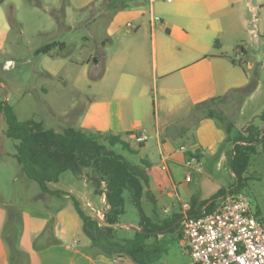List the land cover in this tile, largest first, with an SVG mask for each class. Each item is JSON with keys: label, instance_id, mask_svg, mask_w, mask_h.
<instances>
[{"label": "rangeland", "instance_id": "374dc122", "mask_svg": "<svg viewBox=\"0 0 264 264\" xmlns=\"http://www.w3.org/2000/svg\"><path fill=\"white\" fill-rule=\"evenodd\" d=\"M1 1L0 28L4 22L9 23L10 28L5 37L0 39V42L4 40L0 46V99L14 108L20 121L42 122L46 128L55 130L68 126L82 129L83 122L94 116L92 105L102 109L103 102L115 93L116 80L101 79L104 55L123 49L131 39H139L150 46L151 30L157 32L159 44L173 43L181 46L183 41L180 37L170 33L173 28L189 30L193 33L192 37L196 32L199 35L208 32L212 21L216 19L221 31L210 38L209 35L205 36L206 41L211 46L219 39L223 52L247 58L243 63L247 64L245 66L250 82L246 87L232 90L220 99L205 102L200 111L207 113L213 110L223 118L229 132L235 122L242 127L241 132L249 125L259 127L261 133L264 131V0H253L255 11H249L246 7L242 16L235 17L230 15V9L213 14L202 12L200 16H196L195 6L191 9L188 3L173 0ZM110 2L115 7L127 4L123 9L133 13L118 23L119 30L111 37L112 42L106 34L115 12L114 9H109ZM152 14L158 17L154 29L150 21ZM128 21L132 23V27L127 25ZM54 41L64 43L65 47L61 48L59 44L51 46L47 53L39 50ZM241 46L244 47V55L240 52ZM88 58H91V62L87 66L81 65ZM9 60L12 62L9 63ZM250 62H253L252 67L248 66ZM256 91L259 98L250 99ZM133 92L137 93V90ZM155 102L154 94L150 92L147 108L151 114L154 113ZM5 127L4 116L0 113V128ZM14 144V140L0 131V204L7 206L9 215L25 205L58 208L65 203L67 199L43 192L37 181L23 173L21 164L13 154ZM256 146L244 175L246 183L240 186V190L250 196L253 212L264 217V142L257 143ZM113 148L132 163L137 158L119 144ZM230 157L232 158V151ZM70 175L72 173H65L62 182L67 185L72 182L74 178ZM229 176L231 182H237L232 171ZM75 180L78 189L74 190V186L73 191L76 195L66 191L63 195L79 199L82 207L94 217L97 214L92 207L101 209L104 219L103 209H106L107 204L102 200V195H95L94 190L82 178ZM80 195L86 198L82 199ZM142 206L147 215L157 211L156 219L152 220L156 223H162L163 219L172 215V211H165L166 207L162 203L153 205L146 195L142 198ZM121 221L134 225L141 222L140 212L130 199L126 200ZM9 227H13L12 222L7 223L5 230ZM117 229V237L134 235L131 228ZM83 232L87 242L91 243L84 228ZM165 233L150 237L144 242V250L138 254L137 264H192V258L186 252V244L179 235L180 227ZM102 250L103 244L92 246L94 252ZM125 260L126 258L123 261Z\"/></svg>", "mask_w": 264, "mask_h": 264}, {"label": "crops", "instance_id": "0c3cea01", "mask_svg": "<svg viewBox=\"0 0 264 264\" xmlns=\"http://www.w3.org/2000/svg\"><path fill=\"white\" fill-rule=\"evenodd\" d=\"M173 1L186 2L191 9L195 6L196 16H200L202 12L213 14L230 9V15L235 17L242 16L246 7L249 11L256 10L253 0ZM132 14L124 9L114 12L106 31L110 42L111 37L119 30L118 23ZM150 21L154 29L157 20L153 14ZM210 27L208 32L200 35L196 32L192 37L193 33L189 30L173 28L170 33L180 37L183 41L181 46L173 43L159 44L157 32L151 30L150 46L139 39H131L128 47L104 55L101 79H115V93L103 102L102 109L92 105L94 116L83 122L82 130L120 134L134 148L141 144L136 141V135H148V139L142 142L143 147L132 155L137 156L134 164L145 166L143 161H146L150 165L147 168L143 196L146 195L153 205L162 203L166 207L165 211H172V215L163 220H170L180 214L183 219L189 211L204 212L210 203H205L208 199L220 189H227L233 184L229 180V172L232 171L230 156L233 140L240 135L242 127L235 122L228 134L225 123L207 116L200 108L207 101L220 99L232 90L246 87L250 76L246 63H243L247 58L223 52L219 39L209 46L205 36L209 35L210 38L221 31L216 19ZM9 28V23L4 22L0 28V39L5 37ZM3 42L4 40L0 42V46ZM240 52L245 54L243 46ZM90 62L91 58H88L81 65L87 66ZM248 66L252 67L253 62L248 63ZM257 91L250 99L259 98ZM150 92H153L156 100L153 114L147 108ZM4 130L5 128H0V131ZM130 132L134 134L127 135ZM228 135L231 140L227 142ZM183 145L186 146L185 150L181 149ZM188 152L204 165L203 171L186 165ZM163 166L167 168L164 169ZM70 176L74 179L68 185L62 182L63 178L52 184L63 193L50 194L67 199L65 203L58 208L25 205L15 211L16 222L12 228L5 230L7 223L13 220L7 206L0 204V264H112L113 258L117 256L86 250L90 242L85 239L83 220L70 195H63L64 191L75 194L74 186V190L78 189L76 178ZM84 182L87 184L86 180ZM101 197L106 203L105 194ZM80 198L86 197L80 195ZM184 203H188L189 207L185 208ZM107 209L108 205L103 209L104 213ZM156 214L157 211H154L152 215H146L153 220L156 219ZM139 225L140 223L135 224L137 227ZM171 229H162L158 234L165 235ZM179 235L183 239L181 227ZM120 259L123 261L121 264H137L128 256Z\"/></svg>", "mask_w": 264, "mask_h": 264}, {"label": "trees", "instance_id": "16d2710c", "mask_svg": "<svg viewBox=\"0 0 264 264\" xmlns=\"http://www.w3.org/2000/svg\"><path fill=\"white\" fill-rule=\"evenodd\" d=\"M1 2L0 0V4ZM109 4V9H114L115 12L127 6L124 4L115 7L111 2ZM58 44L61 48L65 47L64 43L54 41L42 46L39 50L47 53L51 46ZM0 113L3 114L6 124L5 136L15 141L14 157L21 164L23 173L37 181L43 192L51 195L63 193L61 189L54 188L52 184L60 182L65 173L70 172L76 179L86 180L95 195L105 194L108 209L104 213V219L109 223L122 222L121 216L125 213L127 199H130L138 208L141 215L140 226L143 230L161 231L182 217L180 214L170 220L156 223L146 215L142 206V198L147 183V168L150 165L146 161H143L145 166L134 164L113 148L119 144L124 149L135 153L143 147L142 143L138 145V148H134L120 134L87 132L72 126L55 130L46 128L42 122L20 121L14 108L1 99ZM207 116L215 117L223 122V118L213 110H209ZM262 116L264 117V114ZM226 130L229 134L228 127ZM132 134L134 133H127L129 136ZM230 140L228 135L227 142ZM262 142H264V131L261 133V129L257 126H247L233 140L231 169L237 182H233L227 189H220L208 199L205 203L209 201L210 203L204 212L189 211V214L207 213L216 205L219 197L240 191V186L246 183L244 175L249 168L250 155L255 152L256 144ZM187 155L190 158L192 153L188 152ZM72 199L83 220L84 231L91 239L90 245L86 247L90 253L92 246L103 244V250L99 252L120 258L128 256L138 263V254L143 252L144 242L158 235L156 233L143 234L134 230V235L131 237H117L115 236L117 228L102 225L97 217L87 213L78 199L75 197ZM10 216L13 220L12 224L15 225L16 212ZM174 229L175 227L170 232ZM101 241L104 243H100Z\"/></svg>", "mask_w": 264, "mask_h": 264}, {"label": "built area", "instance_id": "2783aa9c", "mask_svg": "<svg viewBox=\"0 0 264 264\" xmlns=\"http://www.w3.org/2000/svg\"><path fill=\"white\" fill-rule=\"evenodd\" d=\"M157 18L154 15V19ZM128 26L132 27V23L129 22ZM135 139L142 143L148 135L141 133ZM181 149L185 150L186 146ZM186 165L204 170V165L195 157L188 158ZM183 206L189 207L188 203ZM92 209L103 219L99 209ZM181 233L192 264H264V217L253 212L250 196L241 190L227 193L207 213H186ZM112 264H121L120 257L113 258Z\"/></svg>", "mask_w": 264, "mask_h": 264}, {"label": "water", "instance_id": "95a60500", "mask_svg": "<svg viewBox=\"0 0 264 264\" xmlns=\"http://www.w3.org/2000/svg\"><path fill=\"white\" fill-rule=\"evenodd\" d=\"M97 219L103 224V225H106V226H112V227H115V228H118V227H123V226H126L128 228H131L135 231H139L143 234H158L160 233L161 231H148V230H143L141 227H137L135 225H132V224H128V223H125V222H118V223H109L107 221H105V219H102L100 216H97ZM178 222V221H177ZM177 222H175L173 225H171L170 227L168 228H165L163 229L162 231H167L173 227H175V225L177 224Z\"/></svg>", "mask_w": 264, "mask_h": 264}, {"label": "flooded vegetation", "instance_id": "af4514ba", "mask_svg": "<svg viewBox=\"0 0 264 264\" xmlns=\"http://www.w3.org/2000/svg\"><path fill=\"white\" fill-rule=\"evenodd\" d=\"M177 221H178V222H177ZM176 222H177V224L175 225V228L181 227L182 218H181V217L178 218V219L176 220Z\"/></svg>", "mask_w": 264, "mask_h": 264}, {"label": "bare ground", "instance_id": "6f19581e", "mask_svg": "<svg viewBox=\"0 0 264 264\" xmlns=\"http://www.w3.org/2000/svg\"><path fill=\"white\" fill-rule=\"evenodd\" d=\"M101 215V214H100Z\"/></svg>", "mask_w": 264, "mask_h": 264}]
</instances>
